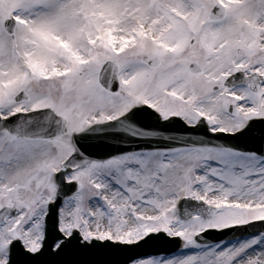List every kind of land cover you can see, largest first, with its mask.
<instances>
[{"label": "snow or ice", "instance_id": "obj_1", "mask_svg": "<svg viewBox=\"0 0 264 264\" xmlns=\"http://www.w3.org/2000/svg\"><path fill=\"white\" fill-rule=\"evenodd\" d=\"M0 264H264V0H0Z\"/></svg>", "mask_w": 264, "mask_h": 264}]
</instances>
